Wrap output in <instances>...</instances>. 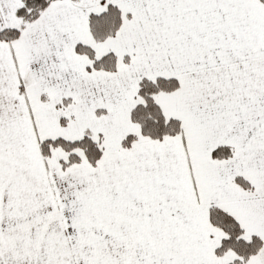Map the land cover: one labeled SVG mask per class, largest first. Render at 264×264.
<instances>
[{"label":"snow or ice","instance_id":"1","mask_svg":"<svg viewBox=\"0 0 264 264\" xmlns=\"http://www.w3.org/2000/svg\"><path fill=\"white\" fill-rule=\"evenodd\" d=\"M0 264H264V0H0Z\"/></svg>","mask_w":264,"mask_h":264}]
</instances>
